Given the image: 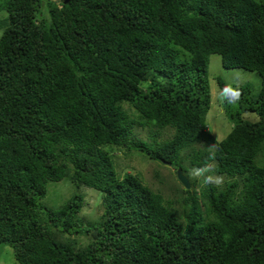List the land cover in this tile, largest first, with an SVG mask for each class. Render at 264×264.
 <instances>
[{
  "label": "trees",
  "instance_id": "1",
  "mask_svg": "<svg viewBox=\"0 0 264 264\" xmlns=\"http://www.w3.org/2000/svg\"><path fill=\"white\" fill-rule=\"evenodd\" d=\"M43 2L3 0L0 22V244L16 263L264 264V0ZM211 55L259 79L256 93L216 79L220 141L205 124ZM139 125L172 136L136 140ZM119 146L181 171L182 215L116 176ZM209 164L222 184L189 175ZM62 179L101 195L96 221L81 194L40 203Z\"/></svg>",
  "mask_w": 264,
  "mask_h": 264
},
{
  "label": "rangeland",
  "instance_id": "2",
  "mask_svg": "<svg viewBox=\"0 0 264 264\" xmlns=\"http://www.w3.org/2000/svg\"><path fill=\"white\" fill-rule=\"evenodd\" d=\"M43 10H45L46 2H55L56 0H44ZM3 0H0V22L6 18V13L2 8ZM2 32L0 26V34ZM224 82L227 90L231 91L235 88L249 85L253 92H257L259 88V79L255 73L246 72L240 69H224L220 64V57L211 55L209 57L207 68V82L209 89V110L205 116L206 129L212 135L215 141L222 140L229 132L231 122L223 111L222 95L219 92L216 79ZM123 109L127 111L132 119H135V110L127 104H123ZM242 117L249 120H256L253 114H242ZM131 132V137L136 140L150 142L148 136L154 135L155 141H164L171 138L172 129L157 130L152 126H137ZM135 139H130L135 141ZM149 139V140H148ZM202 147L200 144H195L192 148L197 150ZM113 150V149H112ZM189 152V150L187 151ZM184 155V154H183ZM112 164L116 176L120 179L125 175L136 177L143 185L149 188L152 192L160 194L164 200L171 201V208L176 209L179 214L182 212L183 194H176L175 189H183L177 183L174 177V168L171 166L158 163L148 159L138 151L131 149L127 151L123 146L115 148L110 153ZM208 169L200 174L190 170L189 175L199 183L208 182L210 184H222L223 178L216 176L213 173V164L207 165ZM205 167L201 168L204 169ZM211 177L210 180L208 178ZM198 185V184H197ZM198 187L195 192L198 194ZM187 190H190V185ZM75 194L82 195V209L79 216L84 221H96L101 215V195L90 188L80 187L76 189L69 181L62 179L58 182H50L46 186L45 196L40 200V203L50 209H56L62 206L71 196ZM180 210V212H179ZM182 215V214H181ZM79 244L84 243L83 238H79ZM0 264H17L14 260L12 250L0 244Z\"/></svg>",
  "mask_w": 264,
  "mask_h": 264
},
{
  "label": "water",
  "instance_id": "3",
  "mask_svg": "<svg viewBox=\"0 0 264 264\" xmlns=\"http://www.w3.org/2000/svg\"><path fill=\"white\" fill-rule=\"evenodd\" d=\"M167 165H170V163H167ZM175 177L183 188L188 189L189 184L186 178L181 174V171L179 169L176 170Z\"/></svg>",
  "mask_w": 264,
  "mask_h": 264
},
{
  "label": "clouds",
  "instance_id": "4",
  "mask_svg": "<svg viewBox=\"0 0 264 264\" xmlns=\"http://www.w3.org/2000/svg\"><path fill=\"white\" fill-rule=\"evenodd\" d=\"M209 110V109H208ZM224 111V110H223ZM208 112V111H207ZM207 114V113H206ZM206 116V115H205ZM206 124V123H205ZM207 128V127H206ZM211 158V157H210ZM165 165H167V163H164ZM171 164V163H170ZM168 166H170V165H168ZM175 169V168H174ZM208 169V166L206 165L205 166V168L204 169H199V170H197V172H196V174L198 175V174H200V173H202L203 171H205V170H207ZM177 170V169H176ZM176 170H175V172L174 173H176ZM182 174V173H181ZM184 176V175H183ZM185 177V176H184ZM176 178V177H175ZM186 178V177H185ZM211 179V177H209L208 178V180H210ZM177 180V179H176ZM186 180H187V178H186ZM178 182V181H177ZM187 182H188V180H187ZM179 183V182H178ZM188 184H189V182H188ZM189 188V187H188ZM185 189V188H184ZM181 215V214H180Z\"/></svg>",
  "mask_w": 264,
  "mask_h": 264
}]
</instances>
